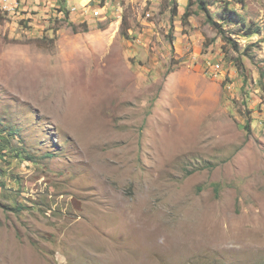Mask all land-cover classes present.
<instances>
[{
	"label": "rangeland",
	"instance_id": "obj_1",
	"mask_svg": "<svg viewBox=\"0 0 264 264\" xmlns=\"http://www.w3.org/2000/svg\"><path fill=\"white\" fill-rule=\"evenodd\" d=\"M209 1L0 0V264H264V0Z\"/></svg>",
	"mask_w": 264,
	"mask_h": 264
},
{
	"label": "built area",
	"instance_id": "obj_2",
	"mask_svg": "<svg viewBox=\"0 0 264 264\" xmlns=\"http://www.w3.org/2000/svg\"><path fill=\"white\" fill-rule=\"evenodd\" d=\"M22 0H1L2 8L5 11L16 10Z\"/></svg>",
	"mask_w": 264,
	"mask_h": 264
},
{
	"label": "trees",
	"instance_id": "obj_3",
	"mask_svg": "<svg viewBox=\"0 0 264 264\" xmlns=\"http://www.w3.org/2000/svg\"><path fill=\"white\" fill-rule=\"evenodd\" d=\"M201 1L206 3V7L207 8L209 7V5H211V2L209 0H201ZM230 12H233V13L237 14L235 11H232V10L228 9L227 6L223 8L222 14H229ZM189 14H190L189 11H187L185 15H189ZM228 16H230V15H228Z\"/></svg>",
	"mask_w": 264,
	"mask_h": 264
},
{
	"label": "bare ground",
	"instance_id": "obj_4",
	"mask_svg": "<svg viewBox=\"0 0 264 264\" xmlns=\"http://www.w3.org/2000/svg\"><path fill=\"white\" fill-rule=\"evenodd\" d=\"M86 91V90H85ZM194 222V221H193ZM260 228V227H259ZM240 234V233H239ZM175 235H177V234H175ZM190 248V247H189ZM155 254V253H154Z\"/></svg>",
	"mask_w": 264,
	"mask_h": 264
}]
</instances>
